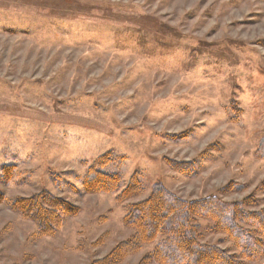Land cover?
I'll return each instance as SVG.
<instances>
[{"label":"rangeland","instance_id":"1","mask_svg":"<svg viewBox=\"0 0 264 264\" xmlns=\"http://www.w3.org/2000/svg\"><path fill=\"white\" fill-rule=\"evenodd\" d=\"M263 137L264 0H0V193L48 191L80 208L38 239L34 221L0 204V264L102 263L156 185L187 201L250 199L264 214ZM108 152L103 171L122 186L137 174L142 195L82 191ZM196 222L201 243L236 254ZM164 237L108 264H141Z\"/></svg>","mask_w":264,"mask_h":264},{"label":"trees","instance_id":"2","mask_svg":"<svg viewBox=\"0 0 264 264\" xmlns=\"http://www.w3.org/2000/svg\"><path fill=\"white\" fill-rule=\"evenodd\" d=\"M255 157L264 159V137L259 142ZM115 161L112 152L98 157L87 169L82 178V191L88 194H110L120 192L118 201L138 197L144 188L137 174L125 186L116 173L103 171ZM171 167L185 176L196 173L194 164L171 163ZM12 173V168L4 169V180ZM227 186L222 190L226 192ZM78 191V190H76ZM0 204L18 212L23 219L32 220L37 225L36 237H54L68 219L79 215L80 208L66 199L48 191L31 197L9 200L0 193ZM252 200L226 202L218 196H210L187 201L170 193L161 185L151 190L150 196L130 206L123 219L134 235L118 244L109 257L100 264L120 262L127 256L137 253L144 245L160 239L154 252L146 256L141 264H252L264 258V214L251 212L246 206ZM196 218L213 223V232L225 234L233 242L236 254L214 245L203 244L198 238L200 225Z\"/></svg>","mask_w":264,"mask_h":264}]
</instances>
